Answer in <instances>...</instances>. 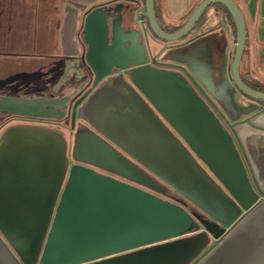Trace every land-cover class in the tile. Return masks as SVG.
<instances>
[{"label":"water","instance_id":"obj_1","mask_svg":"<svg viewBox=\"0 0 264 264\" xmlns=\"http://www.w3.org/2000/svg\"><path fill=\"white\" fill-rule=\"evenodd\" d=\"M217 4L234 20L235 48L227 25L160 50L162 66L184 74L146 65V50L185 38ZM144 17L147 27L134 20L146 49L121 17L110 30L100 8L86 15L89 83L69 133L45 124L1 133L0 264H264V223L252 224L264 221V188L237 131L264 114L246 100L264 102V92L240 70L245 16L233 0H204L171 33L145 0ZM156 179L185 204L157 196L166 188Z\"/></svg>","mask_w":264,"mask_h":264},{"label":"crops","instance_id":"obj_2","mask_svg":"<svg viewBox=\"0 0 264 264\" xmlns=\"http://www.w3.org/2000/svg\"><path fill=\"white\" fill-rule=\"evenodd\" d=\"M40 1L32 0L30 3V7H32L31 17L36 19L41 17L37 24L44 23L45 25L46 36L43 40V47L47 48L48 52L33 54L20 52L19 46L9 38L10 32L13 30L12 13L7 16L9 20L7 19L6 34L3 35V39H0V85L5 81V87L7 86L6 89L2 85L1 87L4 89L0 87V135L8 126L45 124L46 119H48L47 121L59 122L62 125V130L70 131L68 122L71 121V115L68 112L71 110L74 99L79 97L89 83V69L83 62L85 45L82 30L85 17L95 5L117 0H91L89 2L42 0L43 3ZM139 1L142 4V12H145V0ZM164 10L162 0H156V12L161 26L171 29L174 27L173 25L162 24ZM248 11L252 21V38L263 50L264 7L259 9L248 7ZM246 25L248 44L251 36L247 22ZM33 32L35 36H39L37 27H33ZM42 62H47V65L43 67L47 71L45 72L47 74L44 72L42 74L43 80L36 85L31 78L30 84L28 82L21 84L16 77L18 73L27 70L26 67H30L34 72H41L42 67L37 64ZM247 74L250 76H246ZM244 75L251 81L255 79L251 71L244 73ZM255 83L258 84L259 82ZM20 86L26 91L25 93L14 94L9 89L11 88L13 91L14 88ZM29 89L30 92H27ZM13 115L18 117L34 116L38 121L36 120L37 122L34 123L13 122L10 120ZM252 119V124L245 123L239 126L237 131L255 174L261 180L264 188V114H258ZM263 223L264 221L258 218L252 224Z\"/></svg>","mask_w":264,"mask_h":264},{"label":"rangeland","instance_id":"obj_3","mask_svg":"<svg viewBox=\"0 0 264 264\" xmlns=\"http://www.w3.org/2000/svg\"><path fill=\"white\" fill-rule=\"evenodd\" d=\"M2 1H3V4L1 5ZM2 1H0V9H1L0 10V39H3L4 38L3 35L6 34L5 29H6L8 20H9L7 16L10 15V13H12L11 15L13 19V25H12L13 30L10 32L11 35L9 36V38H11V40H14L15 43L19 46L20 52L31 53V54L39 53V52L40 53L48 52V49L43 47L44 45L43 40L46 36L45 25L44 23L43 24L40 23V25L37 24V21L41 19V17L39 19H36L35 17H31L32 7H30V3H32V0H10V1L2 0ZM76 1L77 2L78 1L89 2L91 0H76ZM203 1L204 0H162V3L164 4V9H165L163 12L162 24L173 25V26H180L182 24H185L187 20L190 18V16L192 15L193 10H195L194 8H196L197 5H199ZM233 1L242 10L245 16L246 22L248 24V29H250V36H251L248 40V44L246 46L245 53L242 58L240 70L242 74L248 73V71H251L253 77H255V79L260 84H264V49L261 50L262 48L258 44H256L254 38H252V32H251L252 21H251V17L248 11V7H251L252 9L253 8L259 9L260 7H264V1L263 0H233ZM40 3H43V1L41 0ZM211 12L212 10L209 9L208 12L206 13L208 15H211ZM33 27H37L39 31V36L34 35ZM229 31H228V36L230 38V47H232L235 45L236 37L234 36L233 29L230 28ZM230 33L232 36L230 35ZM33 43H34V46H33ZM37 65H41L42 67V69L40 70L41 72H37V71L34 72L32 69H30V67H26L28 68L27 70L20 71L18 73L16 77L21 82V84L25 82H28V84H30L31 78L35 81L36 85H38V83L43 80L42 74L43 72L44 73L47 72L45 68L43 67L47 65V62L46 63L42 62ZM5 84H6L5 81L1 83V85L6 89L7 86L5 87ZM9 89L14 94L15 93L20 94L22 92L23 93L26 92L22 89L21 86L19 88H14L13 91L11 88ZM27 92H30V89ZM10 120L13 122H26V123H34L38 121L37 118L34 116L18 117L15 115H13V117H11ZM47 120L48 119H46V123H45L46 125H49L54 128L62 129V125L59 122H55L51 120L47 121ZM76 127H79V126H77L76 124Z\"/></svg>","mask_w":264,"mask_h":264},{"label":"flooded vegetation","instance_id":"obj_4","mask_svg":"<svg viewBox=\"0 0 264 264\" xmlns=\"http://www.w3.org/2000/svg\"><path fill=\"white\" fill-rule=\"evenodd\" d=\"M141 6H142V4L139 0H123V1L117 0V1H112V2L105 3V4L95 5L94 7H92V9L90 11H92L95 8H100L101 11L104 14H106V16L108 18L110 30H112L114 23L118 19V17H121L122 24L126 29H131V31L134 30V31L139 32L140 44L144 45V48L146 49V46H147L146 44L148 41L146 40V38L144 36L143 30H142L143 29L142 25H140L139 23H137V21L134 20V18L138 17V20L140 22H145V27H147V20L144 17L145 12L143 11V14H142ZM209 9L212 10L211 15H208L206 13V12H208ZM209 9L205 12V15L200 19V21L198 22V24L196 25L194 30L189 35H187L185 38H183L177 42H173V43L162 42L161 44H158V45H154V43H152V41L150 40L149 43L151 44V46L154 45V46H156V48L155 49L153 48V54L151 56L148 55V52L146 50V57L148 60V63L146 65H149L150 67L155 68V69H163V70L174 71V72L184 74L183 71L179 68H165V67H163L161 62H160V57L162 55V54H160V50L162 49L163 52H165V51L170 50V49L184 47V46L191 44L192 42H194L195 40H197L200 37H203V36L211 34V33H218L221 30H226L227 18H226L225 11L221 8L215 9V8H213V6L210 7ZM129 14H130V20H128ZM137 14H142V16H137ZM183 25L184 24L180 25V27H182ZM164 30L167 31L169 29L164 28ZM84 49H86V46H84ZM154 59L156 60V62L154 61ZM146 65H144V66H146ZM132 70H135V68H132L130 71H132ZM119 72H120V70H118V69L114 70V74H117ZM241 74H242V72H241ZM242 77H244V74H242ZM77 99H78V97L76 99H74V101L72 103L73 104L72 107L74 106ZM246 100L248 102L260 104L262 106V108L264 109V102L255 101V100H252L250 98H246ZM72 107H71V110L68 112L69 115H72ZM211 109H212V107H211ZM68 124L70 125V130H71V121L68 122ZM79 124H81L80 129H82V130H85L88 128L86 126V124L77 121V126H79ZM77 129H78V127H77ZM69 132H67V133H69ZM73 139L74 138H72L71 143H70V156L72 153ZM72 164H75V163L72 162ZM98 171L104 175H107V176H110L112 178H115V179L122 181L121 178H119L115 175H112L110 173H107V172L101 171V170H98ZM158 182L166 188V195L157 194V196H159L160 198H163L166 201H170V202H173L176 204H181V203L185 204V201L182 197H180L178 194H176L170 188H168L167 186L162 184L160 181H158ZM186 206L190 210L193 209V207L187 202H186Z\"/></svg>","mask_w":264,"mask_h":264},{"label":"trees","instance_id":"obj_5","mask_svg":"<svg viewBox=\"0 0 264 264\" xmlns=\"http://www.w3.org/2000/svg\"><path fill=\"white\" fill-rule=\"evenodd\" d=\"M213 8H215V9L221 8L225 11L226 18H227V21H226L227 25L230 26V28L234 30V36L236 37L235 23H234V20H233L231 14L229 13V11L221 4L214 5ZM180 28H181L180 26H174L171 29L167 30V32L169 31V32L173 33V32H176L177 30H179ZM246 76H250V75L247 74ZM246 76L244 75L243 79L251 88L258 90V91H261V92H264V84H260V83L257 84V83H255V82H257L256 79H254V81H251Z\"/></svg>","mask_w":264,"mask_h":264}]
</instances>
